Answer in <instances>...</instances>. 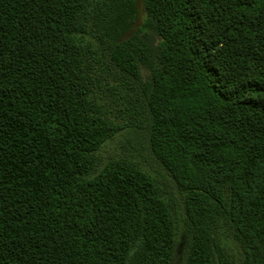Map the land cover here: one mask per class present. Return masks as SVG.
<instances>
[{
  "label": "trees",
  "instance_id": "16d2710c",
  "mask_svg": "<svg viewBox=\"0 0 264 264\" xmlns=\"http://www.w3.org/2000/svg\"><path fill=\"white\" fill-rule=\"evenodd\" d=\"M264 264V0H0V264Z\"/></svg>",
  "mask_w": 264,
  "mask_h": 264
},
{
  "label": "rangeland",
  "instance_id": "374dc122",
  "mask_svg": "<svg viewBox=\"0 0 264 264\" xmlns=\"http://www.w3.org/2000/svg\"><path fill=\"white\" fill-rule=\"evenodd\" d=\"M173 264H181V263H180V258H177L176 261H174Z\"/></svg>",
  "mask_w": 264,
  "mask_h": 264
}]
</instances>
